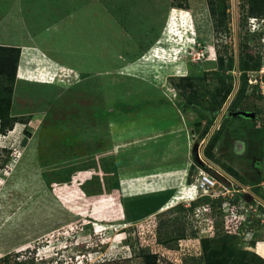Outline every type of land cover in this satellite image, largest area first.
<instances>
[{"label": "rangeland", "instance_id": "rangeland-1", "mask_svg": "<svg viewBox=\"0 0 264 264\" xmlns=\"http://www.w3.org/2000/svg\"><path fill=\"white\" fill-rule=\"evenodd\" d=\"M183 4L186 10L173 0H0V46H28L16 81L0 76V112L30 120L0 132V264H147L148 255L156 264H205L206 227L186 207L198 200L187 175L194 182L201 171L227 173L238 205H264V176L254 178L244 161L260 157L264 135L254 126L263 124L225 115L240 84L218 113L205 111L220 47L238 58L239 46L254 45L252 55L264 57L249 0ZM221 124L226 133L208 158ZM237 130L248 138L250 157L232 151ZM160 166L170 173L156 171ZM85 170L93 178L82 186ZM71 175L79 177L74 186L63 183ZM118 178L123 191H109ZM179 182L168 199L167 188ZM244 231L235 244L248 253L244 261H264V224Z\"/></svg>", "mask_w": 264, "mask_h": 264}, {"label": "trees", "instance_id": "trees-1", "mask_svg": "<svg viewBox=\"0 0 264 264\" xmlns=\"http://www.w3.org/2000/svg\"><path fill=\"white\" fill-rule=\"evenodd\" d=\"M185 1H187V0H173V2L175 3L176 9L180 8V9L186 10L187 7H185V5L183 4ZM249 3L250 4L248 6V16L264 15V0H249ZM212 13L215 15V18L218 20V22H216L217 27L219 28V27L223 26V20L220 21L221 18L219 17V12L216 13V10L213 9ZM221 13L223 15L222 19H225V17L227 16L226 12L222 11ZM254 38H255V40H257V37H254ZM245 48L242 50L243 54L245 53L243 57H246L245 50L247 51L248 47L245 46ZM247 53H248V51H247ZM21 55H22V50L18 47L0 46V76L6 77L8 82L11 84H13L16 81L17 73H18V69H19V64H20V60H21ZM253 57L255 58V56H252V58ZM219 58L224 60L223 56L220 57V55H219ZM221 62H222V64L224 63L223 61H221ZM230 63L231 64L233 63V57H230ZM215 73L216 72H214V74ZM186 78L187 77H182L183 80ZM201 78H202V80L205 79L204 77H201ZM221 81L223 83H225L224 78H221ZM10 91H11V89H6L7 94H5L3 97L4 103H7L9 105L11 104V101H10L11 98L9 97ZM232 91H233L232 85L227 86V87L223 86L222 89H220L216 86L212 93L210 91H206L208 93V95L209 94L211 95L212 98H210L209 106H207V108H205V111H208V113L210 112L211 115H213L214 113H218L223 108V106L227 103ZM6 96H8V97H6ZM244 97H245V88L242 89V91L240 93H238L237 98L231 104L230 109L236 110L238 107L242 106L241 103L244 101L243 100ZM9 111H5V112L1 111L0 112V132L3 135H6L7 132L13 131L15 128V125L17 123H22L26 126L30 122V120H28V119L20 121L16 116H14L12 114L10 115ZM216 119L217 118L215 116H213L211 118V120H209V125H207V127L204 128L205 131H204L203 135L205 137L209 136L211 129L216 122ZM194 125H197L199 127L201 125V123H200V121H195ZM218 137L220 138L221 135L219 134L218 131H216L215 134L211 137V139H210V141H209V143L205 149V156H207L208 158L212 157V152L215 148V145L218 143V140H217V139H219ZM193 157H194V160L196 159L198 161L195 153L193 154ZM89 171H91V170L81 171V173L79 174L81 176L82 172H86L85 174H82L83 177L85 176L84 178H86V180L84 181L82 186L84 184L89 183L93 178V177L89 178L88 175H86L87 172H89ZM113 173H114V175L117 174V177H118V170L114 171ZM105 174L107 175V174H109V172H105ZM234 174H235L234 176H236V173H234ZM78 178H79L78 176H76V178L75 177L72 178V175H71L69 177V179L67 181H64L63 183L64 184L76 183V179H78ZM119 182L120 181L118 178L116 183L113 185L112 188L109 189V191H112V190L119 191ZM110 193L111 194H108V192H106L105 195L111 196L112 192H110ZM168 193L170 194V195H168V199H170L171 197L174 196L175 192L169 191ZM102 194H103V191L101 192V195ZM205 199L207 200V202H204V203H208L210 201L209 198H204V200ZM221 201L222 200L214 202L212 204V209H213L214 213H220V211L218 210V207L221 205V203H222ZM195 204H197V203H193L192 207L187 209L188 212H193L194 207L198 206V205L195 206ZM256 225L259 226V224H256V223L253 225H250V226L252 228L253 226H256ZM217 226L219 227V225H217ZM182 238H185V236L181 235V237H178V241H180V239H182ZM173 239L174 238L171 237V239L169 238L168 240H164V242L167 243ZM236 239H239V238L235 234H219V232L211 239H202L201 245H202V249L204 251L205 262H206L205 264H250V263H247L246 261H244L246 258L245 256H247L248 253L245 250L238 249V247L235 245V244H237ZM212 241H217L220 243L217 246H213L211 244ZM255 241H257V240H254V242ZM250 256H252V255H250ZM4 258H5L4 262H7L8 257L6 256ZM156 258H157L156 255L146 256V259L148 261L147 264H156ZM251 262H252L251 264H254L253 262H257L258 264H264V261L261 260L260 258H258V256H256V255H255V257L252 256ZM21 264H25V263H21Z\"/></svg>", "mask_w": 264, "mask_h": 264}, {"label": "flooded vegetation", "instance_id": "flooded-vegetation-1", "mask_svg": "<svg viewBox=\"0 0 264 264\" xmlns=\"http://www.w3.org/2000/svg\"><path fill=\"white\" fill-rule=\"evenodd\" d=\"M250 46L252 47L247 49L248 54L246 58L241 57L243 55V52L240 48L241 46H239L238 58H233L232 64L230 63V58H228L227 55L224 54L225 50H222L223 48L220 47V57L223 56L224 60L217 57L216 68L210 71L205 70L204 72H212L211 76H213L214 72H216L215 74L217 77V87L220 89H222L223 86L227 87L232 85L234 91L235 83L238 85L240 84L238 93H240L242 89L245 88V97L243 98L244 101L241 103L242 106L238 107L236 110H232L229 107L225 115L232 118L234 117L235 119H238L239 122H241V118H247L251 121V123H262L263 127L259 124H255L254 128L256 129V131L259 130L260 132H263L262 135H264V57L259 58L256 55H252L255 47L254 45ZM252 56H255V58H252ZM221 61H223L224 63L222 64ZM204 74L205 75L203 77L207 79L209 76L208 73ZM221 78H224L225 83L221 81ZM251 94L253 95L250 96ZM251 97L253 99L252 102L250 100ZM248 100L250 101L249 103H247ZM232 103L233 102H231V104ZM217 130L221 137H224L226 129H223L222 124L218 127ZM235 134L238 137L233 138V153L240 157H250V154L249 156L247 155L250 150L248 147V143L246 142L248 138L245 139L246 141L243 140L241 138V134L243 133L240 130H237ZM254 138L255 137H253V140H255ZM257 144L259 145L262 152L260 154V157L255 156V154L252 158L250 157L247 160L244 158V161L246 163H250L251 166L249 171L253 173V176H255L254 178H260L264 176V136L261 137L259 143ZM253 151L255 152L256 149L254 148ZM255 182L256 183L254 184V186L256 188L262 186V181L256 180ZM256 198L253 197L254 200H256Z\"/></svg>", "mask_w": 264, "mask_h": 264}, {"label": "built area", "instance_id": "built-area-1", "mask_svg": "<svg viewBox=\"0 0 264 264\" xmlns=\"http://www.w3.org/2000/svg\"><path fill=\"white\" fill-rule=\"evenodd\" d=\"M220 175L223 180L219 179L213 171H201L190 185L195 190L204 192L200 197L210 199L208 203L200 204L194 207L193 210L200 229L202 230L203 227H206L204 230L205 237L203 239H211L217 234L219 227H215L212 204L220 200H222L221 205L218 207L220 213H215V215L220 219V227L224 228L225 234L243 236L246 235L244 230L251 227L250 225L256 223L261 226L264 224V213L259 212V206H263L264 208V205L261 203H257L256 207L249 204L238 205L236 198L229 193V187L232 183L230 176L225 174V172H220ZM186 207L189 209L192 207V204L189 203ZM199 232L201 233V231ZM247 234L250 233L247 232Z\"/></svg>", "mask_w": 264, "mask_h": 264}, {"label": "clouds", "instance_id": "clouds-1", "mask_svg": "<svg viewBox=\"0 0 264 264\" xmlns=\"http://www.w3.org/2000/svg\"><path fill=\"white\" fill-rule=\"evenodd\" d=\"M182 10H184V9H182ZM259 17L260 16H258V17L257 16H251L250 17V22H251V26L254 27L253 36L257 37L256 42H257V44L260 45V44L264 43V16L261 17V18H259ZM208 171H210V170H208ZM213 172L216 173V171H213ZM218 173L220 174V172H218ZM187 182L188 183L190 182L189 184L191 185L192 181H190V178H188V175H187ZM199 197L197 198L198 200L192 201V202H189V203H191L193 205V203H197V202L201 201L202 199L206 198V197H200V198Z\"/></svg>", "mask_w": 264, "mask_h": 264}, {"label": "crops", "instance_id": "crops-1", "mask_svg": "<svg viewBox=\"0 0 264 264\" xmlns=\"http://www.w3.org/2000/svg\"><path fill=\"white\" fill-rule=\"evenodd\" d=\"M25 47H28V46H23L22 47V53H23V51H24V48ZM56 62V61H55ZM54 70H55V72H58V68L57 69H55L54 68ZM189 166H191V164L189 165ZM165 167H167V166H160V167H158L157 169H156V171H158V170H161V173H164V172H166L167 174H169L170 172H168L169 170V168L167 167V168H165ZM167 170V171H164V170ZM86 172H82V174H85ZM165 173V174H166ZM158 174V173H157ZM160 175V174H159ZM158 175V176H159ZM169 176V175H168ZM167 176V177H168ZM76 178V177H75ZM122 179V178H121ZM121 179L119 180L120 182H119V191H118V193L119 192H121V191H123V187H122V181H121ZM182 180L185 182V178L183 177L182 178ZM73 184V183H72ZM75 184V183H74ZM74 184H73V186H74ZM179 184H180V182L179 183H177V184H175V185H172V186H169V188H167L168 189V191H170V190H176V188H178L179 187ZM176 185H178V187H175ZM167 189H165V190H162V191H158V192H155V193H152V194H160L161 192H166L167 193ZM152 194H149V195H152ZM111 196H113V195H111ZM148 195L146 194V195H141V197H147ZM122 198H127L126 196L124 197V195H122ZM135 198V197H134ZM125 200V199H124ZM158 200L160 201V198H158ZM142 201V200H141ZM121 202H125V201H122L121 200ZM122 204V203H121ZM145 216H147V215H145Z\"/></svg>", "mask_w": 264, "mask_h": 264}, {"label": "water", "instance_id": "water-1", "mask_svg": "<svg viewBox=\"0 0 264 264\" xmlns=\"http://www.w3.org/2000/svg\"><path fill=\"white\" fill-rule=\"evenodd\" d=\"M235 115H237V114H235ZM194 153H195V155H197V147L195 146V148H194ZM197 157V156H196ZM197 159H198V157H197ZM216 174V176L219 178V179H221V180H223V178L221 177V175L218 173V172H216L215 173ZM190 183V182H189Z\"/></svg>", "mask_w": 264, "mask_h": 264}, {"label": "bare ground", "instance_id": "bare-ground-1", "mask_svg": "<svg viewBox=\"0 0 264 264\" xmlns=\"http://www.w3.org/2000/svg\"><path fill=\"white\" fill-rule=\"evenodd\" d=\"M179 56H180V55H179ZM188 185H189V183H188ZM189 187H190V188H193V189L195 190L194 187H191L190 185H189ZM201 192H202V194H201ZM203 193H204L203 191H198V190H197V194H198L197 196H198V197L201 196V195H203Z\"/></svg>", "mask_w": 264, "mask_h": 264}]
</instances>
